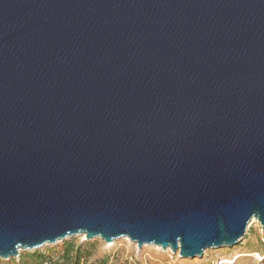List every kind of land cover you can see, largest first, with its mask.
I'll list each match as a JSON object with an SVG mask.
<instances>
[{"label": "water", "instance_id": "1", "mask_svg": "<svg viewBox=\"0 0 264 264\" xmlns=\"http://www.w3.org/2000/svg\"><path fill=\"white\" fill-rule=\"evenodd\" d=\"M264 230V0H0V260L84 235L182 259Z\"/></svg>", "mask_w": 264, "mask_h": 264}, {"label": "rangeland", "instance_id": "2", "mask_svg": "<svg viewBox=\"0 0 264 264\" xmlns=\"http://www.w3.org/2000/svg\"><path fill=\"white\" fill-rule=\"evenodd\" d=\"M73 243L88 253L84 264H101L108 258V264H264V230L260 223L253 219L244 239L234 247H222L206 250L202 258L182 259L170 250L156 246H144L141 250L128 238H122L112 244L101 239L86 241L84 235L66 239L56 245H48L39 250L42 255H49L48 264L60 263L63 260L65 247ZM33 251H22L16 259L4 261L7 264H23L22 255ZM26 256V255H25Z\"/></svg>", "mask_w": 264, "mask_h": 264}, {"label": "trees", "instance_id": "3", "mask_svg": "<svg viewBox=\"0 0 264 264\" xmlns=\"http://www.w3.org/2000/svg\"><path fill=\"white\" fill-rule=\"evenodd\" d=\"M26 255V256H25ZM50 254L42 255L40 251H33L32 253H27L22 255L20 261L23 264H48L50 260ZM88 253L84 252L82 248L76 247L73 243H69L63 251V260L56 264H84L85 260L88 258ZM0 264H7L0 260ZM101 264H108V258H105Z\"/></svg>", "mask_w": 264, "mask_h": 264}, {"label": "bare ground", "instance_id": "4", "mask_svg": "<svg viewBox=\"0 0 264 264\" xmlns=\"http://www.w3.org/2000/svg\"><path fill=\"white\" fill-rule=\"evenodd\" d=\"M252 221H253V220H252ZM252 221H251V222H252ZM249 226H250V224H249ZM249 226H248V227H249Z\"/></svg>", "mask_w": 264, "mask_h": 264}]
</instances>
